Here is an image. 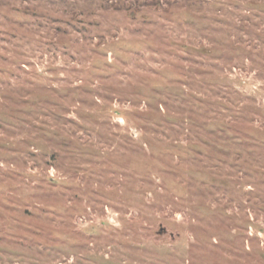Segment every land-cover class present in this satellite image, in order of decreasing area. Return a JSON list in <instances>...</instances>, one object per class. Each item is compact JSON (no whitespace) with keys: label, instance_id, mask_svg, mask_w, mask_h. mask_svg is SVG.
<instances>
[{"label":"rangeland","instance_id":"374dc122","mask_svg":"<svg viewBox=\"0 0 264 264\" xmlns=\"http://www.w3.org/2000/svg\"><path fill=\"white\" fill-rule=\"evenodd\" d=\"M0 264H264V0H0Z\"/></svg>","mask_w":264,"mask_h":264}]
</instances>
